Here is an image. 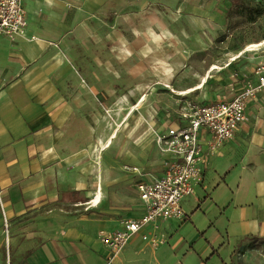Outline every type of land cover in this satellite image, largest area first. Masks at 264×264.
Segmentation results:
<instances>
[{"label": "rangeland", "instance_id": "374dc122", "mask_svg": "<svg viewBox=\"0 0 264 264\" xmlns=\"http://www.w3.org/2000/svg\"><path fill=\"white\" fill-rule=\"evenodd\" d=\"M62 7L64 27H50L55 40L49 47L58 50L63 64L51 72V81H58L64 96L56 104L69 105L70 115L53 126L50 143L56 160L68 168L67 187L83 180L92 199L101 186L100 202L84 206L90 207L84 214L98 242L102 233L138 219L137 184L163 171L154 135L177 121L180 105L231 99L254 80L264 49L239 52L264 40V0H106L84 19L73 17L78 3ZM205 76L201 89L178 94ZM252 102L248 124L264 135V92ZM223 162L214 158L203 186L181 201L183 216L166 222L175 223L166 236L154 227L144 244L158 248L181 241L171 253L180 264H264L261 239H247L231 253V195L223 181L229 177L225 167L217 168ZM122 250L111 260L108 253L102 264H116ZM159 256L173 262L170 255Z\"/></svg>", "mask_w": 264, "mask_h": 264}, {"label": "crops", "instance_id": "0c3cea01", "mask_svg": "<svg viewBox=\"0 0 264 264\" xmlns=\"http://www.w3.org/2000/svg\"><path fill=\"white\" fill-rule=\"evenodd\" d=\"M73 3L80 6L73 17L84 19L106 0H22L26 34L35 36V41L0 37V264L6 260L7 264H102L108 254L92 236L94 223L84 214L90 210L84 207L91 200L90 192L83 180L79 187H67L68 168L56 160L55 146L50 143L53 126L70 115L69 105L56 104L64 96L57 91L58 81H51V72L63 61L58 59V50L49 47L55 40L50 27H64L61 22L66 19V9L62 5ZM252 104L246 103L245 121L233 139L223 143L215 155L205 152L199 185L203 186L214 158L223 160L217 168L225 167L229 177L223 181L231 195L228 236L234 245L232 255L247 239L264 241V135L256 134L248 124ZM136 202L135 218H140L143 205L138 191ZM79 206L82 214L76 215ZM165 224L157 222L142 229L115 263L180 264L171 253L184 244L180 246L181 241L152 248L142 240L154 227L166 236L175 223ZM119 229L121 225L113 231ZM161 252L173 262H161Z\"/></svg>", "mask_w": 264, "mask_h": 264}, {"label": "built area", "instance_id": "2783aa9c", "mask_svg": "<svg viewBox=\"0 0 264 264\" xmlns=\"http://www.w3.org/2000/svg\"><path fill=\"white\" fill-rule=\"evenodd\" d=\"M0 37L10 41L35 39L26 34L22 0H0ZM261 92H264V63L255 66L254 80L247 81L231 99L180 105L177 121L154 135V150L163 158V171L149 182L137 184L143 215L124 221L119 230L99 235L110 260L146 226L183 216L181 201L203 179L204 150L214 154L223 143L233 139L245 121L246 103L255 100ZM142 239L147 241L150 237L145 234ZM151 242L155 244L154 239Z\"/></svg>", "mask_w": 264, "mask_h": 264}, {"label": "bare ground", "instance_id": "6f19581e", "mask_svg": "<svg viewBox=\"0 0 264 264\" xmlns=\"http://www.w3.org/2000/svg\"><path fill=\"white\" fill-rule=\"evenodd\" d=\"M261 49H264V40L261 41L260 43H255V44H251V45H248L244 50L240 51L239 52V56L240 55H243L244 53L246 52H252V51H259ZM215 65H213V67L211 68L212 69H215ZM207 78L208 76H205L203 79H202V82L197 86V87H194V88H190L188 90H184V91H178V94L180 95H187V94H190L192 92H194L195 90L197 89H200L204 86V84L206 83L207 81ZM143 100V99H142ZM115 135L113 134L111 136V140L112 138H114ZM110 140V141H111ZM109 141V143H110ZM100 199H101V186L99 185L97 191L94 193V195L92 196V199L90 200L89 204L91 206H96L99 202H100Z\"/></svg>", "mask_w": 264, "mask_h": 264}]
</instances>
